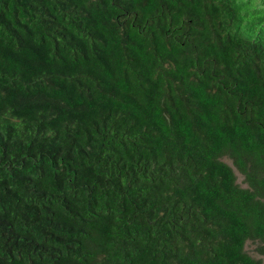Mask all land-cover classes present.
<instances>
[{
  "label": "trees",
  "instance_id": "16d2710c",
  "mask_svg": "<svg viewBox=\"0 0 264 264\" xmlns=\"http://www.w3.org/2000/svg\"><path fill=\"white\" fill-rule=\"evenodd\" d=\"M249 240L264 0H0V264H264Z\"/></svg>",
  "mask_w": 264,
  "mask_h": 264
},
{
  "label": "rangeland",
  "instance_id": "374dc122",
  "mask_svg": "<svg viewBox=\"0 0 264 264\" xmlns=\"http://www.w3.org/2000/svg\"><path fill=\"white\" fill-rule=\"evenodd\" d=\"M228 160V163L231 164L230 160ZM235 172L237 174L238 177V181L241 182L242 186H245V184L242 181V176L237 172V170L235 169ZM258 247H260V242L259 241H248L246 243V248L248 249V251L253 254L256 257H260L261 259L264 260V254H260V252L258 251Z\"/></svg>",
  "mask_w": 264,
  "mask_h": 264
}]
</instances>
